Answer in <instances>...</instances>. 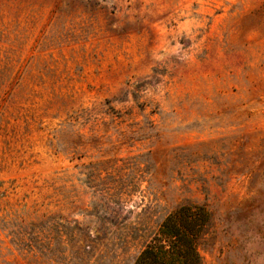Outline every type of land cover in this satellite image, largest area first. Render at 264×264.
Here are the masks:
<instances>
[{
	"label": "rangeland",
	"instance_id": "1",
	"mask_svg": "<svg viewBox=\"0 0 264 264\" xmlns=\"http://www.w3.org/2000/svg\"><path fill=\"white\" fill-rule=\"evenodd\" d=\"M181 205L264 264V0H0V264H133Z\"/></svg>",
	"mask_w": 264,
	"mask_h": 264
},
{
	"label": "trees",
	"instance_id": "2",
	"mask_svg": "<svg viewBox=\"0 0 264 264\" xmlns=\"http://www.w3.org/2000/svg\"><path fill=\"white\" fill-rule=\"evenodd\" d=\"M210 219L202 206L175 208L162 219L133 264H201L198 243Z\"/></svg>",
	"mask_w": 264,
	"mask_h": 264
}]
</instances>
